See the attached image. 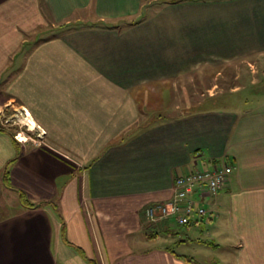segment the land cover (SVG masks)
I'll return each instance as SVG.
<instances>
[{"label": "crops", "instance_id": "1", "mask_svg": "<svg viewBox=\"0 0 264 264\" xmlns=\"http://www.w3.org/2000/svg\"><path fill=\"white\" fill-rule=\"evenodd\" d=\"M198 2L0 0V103L38 137L0 130V264H194L155 246L151 229L172 224L145 210L174 198L177 175L221 163L233 166L229 181L195 194L208 215L190 225L209 226L213 245L231 241L240 264H264V97L151 113L157 87L202 65ZM238 18L209 32L238 36L241 23L249 34L252 21ZM41 26L63 30L28 48ZM11 119L0 127L12 131Z\"/></svg>", "mask_w": 264, "mask_h": 264}, {"label": "rangeland", "instance_id": "2", "mask_svg": "<svg viewBox=\"0 0 264 264\" xmlns=\"http://www.w3.org/2000/svg\"><path fill=\"white\" fill-rule=\"evenodd\" d=\"M181 1L187 0H177V2ZM261 1L263 0H195L199 3L198 7L204 10V22L201 25L205 31L202 33L203 37L199 43L204 51L203 55L200 52L201 56H199L202 65L184 77L173 78L171 86L156 88L153 95L160 97L158 99L161 102L157 103L160 105L159 107L152 105V109L155 107L154 111H151L153 115L167 116L171 113L182 112L184 109L190 111L193 108H226L231 106L228 104L229 100L237 101L235 105L241 106L245 99L254 101L259 97H264V38H257L255 32L260 30V22L261 30L264 31V1ZM242 16H247L252 21L249 29L252 33L248 31L249 34L243 35L241 23H238L236 28L239 31L237 34L240 33L238 36L225 33L219 39L216 38V34L209 32L208 28L212 23H216L221 29L228 31L234 17L240 19L238 17ZM77 25L84 24L79 22ZM62 30V28L47 30L41 26L37 30V34L30 33L32 34L29 38L31 40L27 46L28 48L33 47L37 41H40L39 39H47L53 36V33H61ZM262 31L261 35L264 37ZM231 37H235V39H231ZM230 50L232 55L227 54ZM252 80L259 83L253 84ZM234 83L241 85L240 90L231 91V84ZM199 101L201 102L199 103ZM14 108L5 107L4 103H0V126H4L6 119L12 118V123L17 122L10 127L13 132L23 131L24 137L30 140L32 137H37L34 124L23 119L20 121L24 115ZM170 223L172 224L170 226L171 234L167 233L163 227L151 229L153 233L160 236V239L155 241V246H167L178 254L189 255L194 261L196 260L193 262L194 264L241 263L232 255L234 249L231 246V241L217 238V245L210 242L213 239L208 233L209 226H192L190 224V226H179L174 220ZM188 229L191 230L189 231L191 239L187 238L184 232ZM154 238L157 236L152 237V239ZM184 240L186 242H183ZM234 248L236 249L237 246L235 245Z\"/></svg>", "mask_w": 264, "mask_h": 264}, {"label": "built area", "instance_id": "3", "mask_svg": "<svg viewBox=\"0 0 264 264\" xmlns=\"http://www.w3.org/2000/svg\"><path fill=\"white\" fill-rule=\"evenodd\" d=\"M37 139L38 137H32L36 143ZM232 172L233 166L221 163L210 168L198 167L191 172L177 175L174 198L148 206L145 210L147 219L150 222L174 220L179 226L202 220L208 215V209L195 194L198 193L201 197L204 194L217 195L228 183Z\"/></svg>", "mask_w": 264, "mask_h": 264}, {"label": "trees", "instance_id": "4", "mask_svg": "<svg viewBox=\"0 0 264 264\" xmlns=\"http://www.w3.org/2000/svg\"><path fill=\"white\" fill-rule=\"evenodd\" d=\"M0 130H3V131H6V132H9V133H11L12 134V136L16 139V134H15V132H13V131H11L10 129H8V128H6V127H0ZM17 140V139H16ZM17 141H19V140H17ZM8 172H9V170H8V166H6V168H5V178H6V180H8ZM21 200H22V202H23V204H25V205H27V206H34V205H38V204H34V203H32V202H30L28 199H27V197L23 194V193H21ZM164 220H167V219H164ZM170 221V220H169ZM171 222V221H170ZM172 232V231H171ZM90 264H97V262L95 261V260H90Z\"/></svg>", "mask_w": 264, "mask_h": 264}, {"label": "bare ground", "instance_id": "5", "mask_svg": "<svg viewBox=\"0 0 264 264\" xmlns=\"http://www.w3.org/2000/svg\"><path fill=\"white\" fill-rule=\"evenodd\" d=\"M19 137H20L21 139H24V138H25L23 134H20Z\"/></svg>", "mask_w": 264, "mask_h": 264}]
</instances>
